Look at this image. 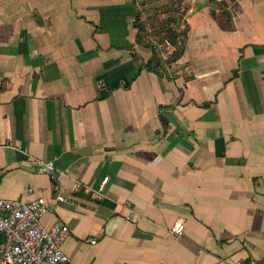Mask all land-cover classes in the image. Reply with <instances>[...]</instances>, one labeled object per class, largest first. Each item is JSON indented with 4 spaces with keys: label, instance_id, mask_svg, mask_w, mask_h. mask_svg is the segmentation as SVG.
<instances>
[{
    "label": "crops",
    "instance_id": "1",
    "mask_svg": "<svg viewBox=\"0 0 264 264\" xmlns=\"http://www.w3.org/2000/svg\"><path fill=\"white\" fill-rule=\"evenodd\" d=\"M178 2L168 65L134 21L170 0H0V197L44 195L69 264H264V0Z\"/></svg>",
    "mask_w": 264,
    "mask_h": 264
},
{
    "label": "built area",
    "instance_id": "2",
    "mask_svg": "<svg viewBox=\"0 0 264 264\" xmlns=\"http://www.w3.org/2000/svg\"><path fill=\"white\" fill-rule=\"evenodd\" d=\"M35 161L41 171L57 172L53 159ZM107 180L105 177L103 183L94 189L98 198L104 196V182ZM58 198L66 200L64 195ZM48 206L44 195L31 199L0 197V264H69L70 257L64 251L63 243L71 228L64 222L45 224L42 217ZM184 231L183 219H178L171 227V232L177 236H182Z\"/></svg>",
    "mask_w": 264,
    "mask_h": 264
},
{
    "label": "trees",
    "instance_id": "3",
    "mask_svg": "<svg viewBox=\"0 0 264 264\" xmlns=\"http://www.w3.org/2000/svg\"><path fill=\"white\" fill-rule=\"evenodd\" d=\"M176 3H179L178 0H170V3L167 4V10H163L165 14L167 12V15L164 18H160L156 12L151 15L150 27H147L148 24L146 22L140 20V14L137 15V18L134 21V25L138 29L136 42L150 47L153 51V54L159 58L160 63L162 61V56L159 44L168 41L175 45V49L170 53L167 59L162 61V63L164 62L168 65L180 58L184 52L187 40L186 30L178 31L172 25L173 22L177 21V19L172 15V12L182 10L181 3ZM146 64L149 69L153 68L150 61ZM161 64H159V66Z\"/></svg>",
    "mask_w": 264,
    "mask_h": 264
}]
</instances>
